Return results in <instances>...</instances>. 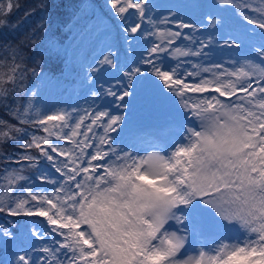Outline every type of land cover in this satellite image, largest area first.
I'll return each mask as SVG.
<instances>
[{
    "label": "snow or ice",
    "instance_id": "1",
    "mask_svg": "<svg viewBox=\"0 0 264 264\" xmlns=\"http://www.w3.org/2000/svg\"><path fill=\"white\" fill-rule=\"evenodd\" d=\"M22 7L0 0V264H264V0H78L60 35ZM77 69L83 106L25 84Z\"/></svg>",
    "mask_w": 264,
    "mask_h": 264
},
{
    "label": "trees",
    "instance_id": "2",
    "mask_svg": "<svg viewBox=\"0 0 264 264\" xmlns=\"http://www.w3.org/2000/svg\"><path fill=\"white\" fill-rule=\"evenodd\" d=\"M21 4L24 5V7L20 8L19 11L15 13L14 19L17 21L23 20L25 16V12L27 11L28 7L31 4V0H19ZM96 4H102L103 0H93ZM78 3V0H51V4L53 5L51 9V30L54 34L60 35V29L64 28L65 25L69 22V17L71 16V13L73 11V7L75 4ZM31 21H27L25 23V28H27L28 24H30ZM37 60H39V57H37ZM33 65L31 63L28 64V68L31 69ZM43 71L45 73H52L54 75H59L61 72L62 65L59 61L52 60L46 64L42 65ZM37 71H40V68H37ZM83 76L82 73L77 71L71 72V73H65V79L63 82H71L75 81L77 86L81 87V84L83 83ZM25 84L32 87V88H38L41 90L42 95L44 97L45 92L49 91L50 86H46L44 82L41 80L36 79L31 75V72L29 71L26 79ZM57 90H65L66 86L62 85L60 88H53Z\"/></svg>",
    "mask_w": 264,
    "mask_h": 264
},
{
    "label": "rangeland",
    "instance_id": "3",
    "mask_svg": "<svg viewBox=\"0 0 264 264\" xmlns=\"http://www.w3.org/2000/svg\"><path fill=\"white\" fill-rule=\"evenodd\" d=\"M44 100H45V102H47L48 103V100H49V103L48 104H53L54 102H55V100H56V98L55 97H49L48 98V95L46 94L44 97ZM157 125V124H156ZM156 125H154V130L153 131H155V128H156ZM138 133H144V132H138ZM148 151H153V150H148ZM141 154H144V153H141Z\"/></svg>",
    "mask_w": 264,
    "mask_h": 264
}]
</instances>
